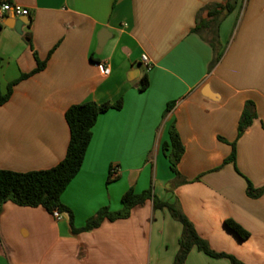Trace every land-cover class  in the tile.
<instances>
[{
	"label": "crops",
	"instance_id": "1",
	"mask_svg": "<svg viewBox=\"0 0 264 264\" xmlns=\"http://www.w3.org/2000/svg\"><path fill=\"white\" fill-rule=\"evenodd\" d=\"M11 1L28 7L30 20L21 32L13 17L0 22L2 91L39 61L46 65L0 105V169L55 166L71 138L67 109L122 99V108L99 115L83 165L62 193L75 226L103 206L121 209L129 188L152 187L160 199L180 203L213 249L264 264V191L247 193V179L264 187V0H237L218 20H205L204 8L224 0ZM202 19L210 26L193 30ZM99 62L111 73H102ZM145 75L149 85L141 89ZM249 100L258 116L238 137ZM173 122L185 145L182 177L163 148ZM232 142L237 159L225 162ZM228 218L250 236L241 239ZM182 230L152 199L127 218L79 232L67 213L58 220L43 206L9 200L0 213V264H174ZM186 264L232 263L194 247Z\"/></svg>",
	"mask_w": 264,
	"mask_h": 264
},
{
	"label": "trees",
	"instance_id": "2",
	"mask_svg": "<svg viewBox=\"0 0 264 264\" xmlns=\"http://www.w3.org/2000/svg\"><path fill=\"white\" fill-rule=\"evenodd\" d=\"M237 0H224L223 2L214 3L206 6L207 18L205 20H218L225 11L234 9ZM201 20L193 30L198 31L211 22ZM218 35L213 39V45L217 47ZM219 57V56H218ZM3 58L0 55V70ZM46 61H39L38 66L29 73H23L8 85L6 92L1 88L0 75V105L6 103L11 98L14 86L22 79L38 72L45 67ZM149 85V78L145 75L142 79L141 89ZM174 105V101L168 104L166 112ZM123 106V100L115 102H97L86 101L72 104L66 111V119L70 127L71 138L65 157L55 166L47 169H37L27 172L0 169V213L3 210L5 202L12 200L23 206H43L50 212L59 209L67 213L73 231H85L99 227L105 219L111 221L127 218L131 211L138 205L145 204L149 199L154 201L155 208H168L172 216L179 220L183 225L182 234L179 238V250L175 256L174 264H186L187 257L191 250L196 247L206 254L216 258H228L232 264H248L239 259L232 253L217 251L213 249L209 241L203 238L196 229L193 221L183 211L178 201L162 200L157 197L152 187L141 192L135 191L133 187L129 188L122 197L123 207L119 210H111L109 206L101 207L97 213L91 216L85 225L75 226V216L73 210L62 201V193L69 183L80 171L88 146L93 136V127L95 126L100 114L111 108L120 109ZM258 114L253 101L245 103L241 118L238 125V137H241L246 129L257 118ZM232 152L225 162H235L237 159L236 142H232ZM163 148L171 163V169L177 177H182L179 170V163L185 152V145L177 129L176 123L173 122L170 127V139L165 141ZM112 177L109 179L111 180ZM182 178V182H186ZM247 193L251 197H259L263 194L264 187H255L250 179H247ZM225 224L233 230L241 239L250 236V231L244 228L239 222L232 218L225 220Z\"/></svg>",
	"mask_w": 264,
	"mask_h": 264
},
{
	"label": "built area",
	"instance_id": "3",
	"mask_svg": "<svg viewBox=\"0 0 264 264\" xmlns=\"http://www.w3.org/2000/svg\"><path fill=\"white\" fill-rule=\"evenodd\" d=\"M20 16H30V9L11 0H0V22L7 18H17ZM142 61L148 68L151 67V60L147 54H142ZM98 66L102 73H111V67L108 64L99 62ZM118 171V167L113 166L111 174L113 176H117ZM52 213L58 220L63 217V212L59 209H55Z\"/></svg>",
	"mask_w": 264,
	"mask_h": 264
},
{
	"label": "water",
	"instance_id": "4",
	"mask_svg": "<svg viewBox=\"0 0 264 264\" xmlns=\"http://www.w3.org/2000/svg\"><path fill=\"white\" fill-rule=\"evenodd\" d=\"M29 20H30V16H20V17L15 18L13 24L16 27L17 31L21 32L23 25ZM106 39L107 38L105 36V33L104 35L100 36L98 51H101L102 47L104 46L106 42Z\"/></svg>",
	"mask_w": 264,
	"mask_h": 264
}]
</instances>
